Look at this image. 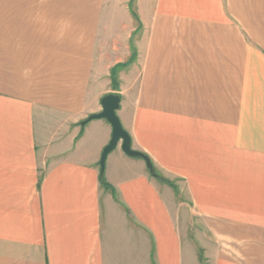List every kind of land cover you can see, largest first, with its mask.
<instances>
[{
	"label": "crops",
	"instance_id": "0c3cea01",
	"mask_svg": "<svg viewBox=\"0 0 264 264\" xmlns=\"http://www.w3.org/2000/svg\"><path fill=\"white\" fill-rule=\"evenodd\" d=\"M0 264H264V0H0Z\"/></svg>",
	"mask_w": 264,
	"mask_h": 264
},
{
	"label": "water",
	"instance_id": "95a60500",
	"mask_svg": "<svg viewBox=\"0 0 264 264\" xmlns=\"http://www.w3.org/2000/svg\"><path fill=\"white\" fill-rule=\"evenodd\" d=\"M120 102V96L115 94L103 97L101 100V105L103 109L102 112L91 115L81 124L84 127L94 120L104 119L107 120L112 127L111 141L108 146L104 149L101 157V169L102 171L104 170L108 155L118 147L119 143H121L122 150L126 155L143 159L146 162L150 172L152 174H155L154 166L150 158L147 155L132 149L131 137L128 132L123 128L122 123L117 115V111L120 108Z\"/></svg>",
	"mask_w": 264,
	"mask_h": 264
},
{
	"label": "trees",
	"instance_id": "16d2710c",
	"mask_svg": "<svg viewBox=\"0 0 264 264\" xmlns=\"http://www.w3.org/2000/svg\"><path fill=\"white\" fill-rule=\"evenodd\" d=\"M153 175L156 176L155 174H153ZM101 179H102V183H103V182H104V180H103V175H102Z\"/></svg>",
	"mask_w": 264,
	"mask_h": 264
}]
</instances>
